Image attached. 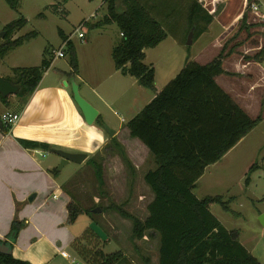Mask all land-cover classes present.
Returning <instances> with one entry per match:
<instances>
[{"label":"trees","instance_id":"1","mask_svg":"<svg viewBox=\"0 0 264 264\" xmlns=\"http://www.w3.org/2000/svg\"><path fill=\"white\" fill-rule=\"evenodd\" d=\"M4 1L10 9L17 10L19 0ZM103 1L107 4V14L93 27L110 24L117 26L121 42L116 43L111 52L115 70L124 76L132 77L139 87L153 93L152 100L129 119L126 128L130 138L137 139L148 150L155 166L143 176V181L153 197L146 207L147 216L143 221L123 211L120 206L109 205L108 209L131 222L132 241L142 240L145 233L149 238H158L157 264H261L240 244V232L226 230L211 214L209 208L213 204L228 212L227 202L220 197L198 199L193 194L195 183L202 177L206 168L217 163L254 129L261 118H249L215 83V78L223 73L221 56L204 66L186 59L177 75L161 90H157L154 86V69L143 63L144 50L154 48L166 39L163 27L156 19L158 15H155L157 8L154 0L153 4L148 6L149 0ZM117 1L124 5L123 10L117 9ZM252 1L248 0V6ZM189 2L187 30L194 27V43L211 22V17L196 0ZM24 25L25 20L19 18L3 28L5 36L0 44V58L21 47L28 37L34 36L28 34L11 40ZM62 41L65 42L71 69L67 76L74 79L78 72L75 50L65 37H62ZM259 57L264 58V44L256 54V58ZM49 66L50 62L42 57L38 67L14 69L17 81L9 82L18 86L16 95L24 100L29 97ZM8 98L9 96H0V102L5 105ZM94 124L108 136V145L118 149L127 162L120 144L113 138L114 133L99 117L95 119ZM10 129L11 126H6L0 121L2 135H7ZM31 146L51 149L39 144ZM94 160H87V164L93 167L98 184H102L101 165ZM261 161H264V156ZM258 169L256 162L249 167L245 177L246 185L250 181V175ZM49 173L54 179L59 174L56 168ZM67 196V224L72 225L83 210L71 195ZM86 214L89 215V211ZM24 227V221L15 218L10 224L5 240L0 242L11 249L18 233ZM91 238L98 241L92 232L85 230L70 245L72 252L83 264L127 262L121 252L104 255L99 241L91 242ZM143 263L149 264V260L143 258ZM0 264L29 263L15 260L11 255L0 254Z\"/></svg>","mask_w":264,"mask_h":264},{"label":"rangeland","instance_id":"2","mask_svg":"<svg viewBox=\"0 0 264 264\" xmlns=\"http://www.w3.org/2000/svg\"><path fill=\"white\" fill-rule=\"evenodd\" d=\"M150 4H153V0L147 2V6ZM154 4L157 8L155 15H158V18L150 13L161 23L166 39L156 47L144 50V64L154 69L155 88L161 90L182 69L186 59L204 65L211 61L212 55L206 47V44L210 43L207 42L206 37H199V40L194 41L191 46L186 45L190 31L187 30L189 0H154ZM116 7L119 11L124 9L120 1H117ZM106 14L107 4L97 0H19L17 10L10 9L4 0H0V34L7 24L19 18L25 20V25L14 34V39L34 34L25 39L23 45L9 55L5 63L0 62L3 68L0 75L15 83L18 77L12 69L37 67L41 56L50 60L52 52L59 50L63 45L62 37H68L80 49L84 48V41L88 40H92V46L99 50L105 49L107 46L105 43L109 38L113 43L121 42L115 24L93 27L95 23L102 21ZM80 25H83L80 32L85 35L83 41L74 34L75 29ZM249 27L262 26L253 24ZM4 36L0 38V44L3 43ZM262 37L264 39V36ZM53 67L57 71L67 73L68 56L61 59L54 58ZM65 77L68 78L67 75ZM17 97L12 95L9 98ZM80 97L93 109L97 107L114 126L123 125L121 120H125V111L115 103L109 101V107H105L86 90H82ZM5 105L0 103V112L9 109ZM258 106L257 109L254 105L250 111L253 120L264 113V106L262 107L260 103ZM258 112L259 115H253ZM120 146L128 163L123 159L121 152L112 145L105 146L94 157V161L101 165L102 184H98L94 169L87 164V160L80 165L70 163L65 166L55 182L57 186L63 185V191L71 195L83 210V213L70 225L75 233L80 232L78 236L83 231L89 230L98 239L104 255L121 252L127 257V262L124 264H144L143 258L156 264L158 238H149L145 233L142 240L132 241L131 222L126 219L125 221L108 209L109 205L120 206L123 211L143 221L147 216L146 207L153 198L143 181L145 173L155 168L151 155L139 144ZM263 146L264 120L243 137L233 150L225 154L215 165L213 164L214 166L206 168L203 178L197 181L193 188V194L199 199L220 197L227 202L228 212L219 205L213 204L209 208L211 214L226 230L239 231L241 243L252 250L251 255L261 264L264 260L262 246L264 224L262 225L259 219L264 218V202L256 200L264 198V173L257 172L255 176H251V184L248 186L245 177L247 167L259 161L257 155ZM49 159L54 160L52 168L57 169L60 163L59 157L50 154ZM95 208L102 210L99 214H91ZM88 211L89 215L86 214ZM92 241L98 243L95 238H91ZM64 250L69 259L65 261L56 257L50 264H83L70 248Z\"/></svg>","mask_w":264,"mask_h":264},{"label":"crops","instance_id":"3","mask_svg":"<svg viewBox=\"0 0 264 264\" xmlns=\"http://www.w3.org/2000/svg\"><path fill=\"white\" fill-rule=\"evenodd\" d=\"M196 1L211 17V22L199 36L206 37L207 42H210L206 47L212 59L204 65L221 56L223 73L215 78V83L253 119L250 111L254 105L257 109L258 103L264 106V58H256L263 44L264 25L254 22L252 14L248 15L247 0ZM258 6L259 13L262 14L264 0H260ZM253 24H260L262 27H249ZM14 37L15 35L11 40ZM66 40L71 43L76 54L78 72L74 79L65 77L71 71L70 66L67 73L54 69L52 52L51 59L48 60L50 66L43 73L34 92L25 100L19 97L8 98L5 106L9 109L0 112V115L13 113L19 116L7 135L0 133V240H5L12 220L16 218L24 221L25 227L11 246V256L29 264H50L56 257L66 261L60 254L66 253L64 248H70L80 234L75 233L67 224L66 205L69 198L62 189L63 185L57 186L56 179L49 173L54 164V160L49 159L50 150L86 154V160H89L96 157L109 143L108 136L94 124L95 121L91 125L85 123L72 99L71 80L78 86L79 95L82 90H86L103 106L109 107L110 101L124 109L125 120H121L123 125L116 127L106 115L94 107L97 117L114 133L113 138L120 145L126 147L129 144H139L148 153L137 139L130 138L126 123L152 100L153 93L148 94L149 90L139 87L135 79L115 70L111 52L116 43L110 38L102 50L93 47L92 40L84 41L85 46L82 49L75 46L68 37ZM15 50L0 58V62L5 63ZM66 56L65 51L64 58ZM41 60L42 56L38 66ZM196 63L200 65L199 62ZM1 65L0 72L3 70ZM0 78L6 80L2 75ZM19 100L23 102L19 103ZM253 115H259V112ZM258 117L262 122L264 113ZM32 144L45 145L51 149L33 148ZM235 147L236 145L227 153ZM257 156L259 169L250 177L257 172L264 173V161H261L264 146ZM250 184L249 181L248 185ZM31 194H34V198L29 201L28 196ZM263 200L264 198L256 201ZM239 242L251 255L252 250L241 243L240 239Z\"/></svg>","mask_w":264,"mask_h":264},{"label":"water","instance_id":"4","mask_svg":"<svg viewBox=\"0 0 264 264\" xmlns=\"http://www.w3.org/2000/svg\"><path fill=\"white\" fill-rule=\"evenodd\" d=\"M97 1H103V0H97ZM193 35H194V27L190 29L187 35V39H186L187 46H191L193 44ZM3 36L4 33H1L0 38H3ZM18 89H19L18 86H15L11 84L9 81L0 78L1 98H6L8 96L15 95L18 92ZM70 89H71L72 99L76 104L77 108L80 110L85 123L87 125L93 124V122L97 117V111L93 109L84 99L80 97L78 92V86L74 83L73 80L70 81ZM50 154L56 155L60 159V163L57 168L58 172H60L65 166H67L70 163L80 165L87 159L86 154H70L55 149L50 150ZM32 198H34V195H32L28 200L31 201ZM91 212L92 214H99L101 211L99 208H95ZM259 221L262 225L264 224L263 217H261ZM0 254L6 256L11 255V249L8 246H6L3 242H0Z\"/></svg>","mask_w":264,"mask_h":264},{"label":"built area","instance_id":"5","mask_svg":"<svg viewBox=\"0 0 264 264\" xmlns=\"http://www.w3.org/2000/svg\"><path fill=\"white\" fill-rule=\"evenodd\" d=\"M259 2H260V0H253L248 6V0H247L246 12L248 13V15L249 14L253 15L254 22L261 23L263 26L264 25V12L262 14L259 13V8H260L258 6ZM82 26L83 25H80L74 31V34L77 36V38L79 40H84V33L80 32ZM262 43L264 44V39H263ZM263 44H262V46H263ZM64 56H65V42L63 43V45L61 46V48L59 50H56L53 52V57L55 59H61V58H64ZM18 119H19V116L17 114H13V113H4V114L0 115L1 123L6 125V126H11V127L14 126L17 123ZM262 246L264 248V243L262 244ZM60 255L64 259H69L67 254L64 252H62ZM263 264H264V260H263Z\"/></svg>","mask_w":264,"mask_h":264}]
</instances>
